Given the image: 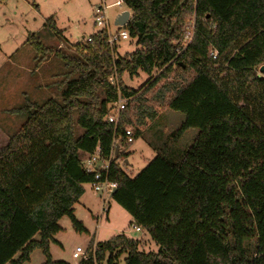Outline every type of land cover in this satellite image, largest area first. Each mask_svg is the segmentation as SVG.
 Here are the masks:
<instances>
[{"label":"trees","instance_id":"1","mask_svg":"<svg viewBox=\"0 0 264 264\" xmlns=\"http://www.w3.org/2000/svg\"><path fill=\"white\" fill-rule=\"evenodd\" d=\"M121 1L132 17L119 30L137 50L117 57V45L112 51L106 32H97L74 53H55L67 77L75 76L61 101L14 110L27 120L0 149V264H25L35 250L44 264H67L53 261L50 244L65 217L87 232L75 206L94 174L81 154L109 159L115 140L111 200L159 252L140 251V240L122 234L89 246L78 264H116L123 255L125 264H264V0ZM46 26L61 36L53 17ZM28 43L39 65L54 54L37 34ZM115 72L130 99L117 127L107 118L118 99L109 82ZM157 72L140 90L123 82L126 74ZM161 108L185 115L180 135L199 134L187 151L171 158L162 152L131 178L120 162L125 130L136 126L140 137Z\"/></svg>","mask_w":264,"mask_h":264},{"label":"rangeland","instance_id":"2","mask_svg":"<svg viewBox=\"0 0 264 264\" xmlns=\"http://www.w3.org/2000/svg\"><path fill=\"white\" fill-rule=\"evenodd\" d=\"M116 0H108V4ZM101 0H0V149L9 138L17 133L27 120V116L14 113L28 103L44 104L50 99L61 101V93L66 81L75 76H68L61 59L56 52L74 53L73 46L88 41L91 35L99 32L95 26L94 8ZM129 11L124 5L121 8L108 10V19L113 34L121 32L116 27L117 19ZM131 13V11H129ZM53 17L61 36L57 37L46 26ZM132 17V14H131ZM130 17V19H131ZM37 34L47 48H52L50 55L41 65L36 59L34 46L28 43V37ZM137 50L134 40L120 41L117 44V57H124ZM41 68L38 72L36 70ZM150 77L140 73L137 78L123 77L127 87L142 89L150 81ZM154 120L146 122L142 135L137 137L133 145L123 149L125 156L122 162L128 161L126 173L129 177L137 176L155 157L162 152L168 157L177 156L187 151L195 142L199 131L189 129L179 134L185 115L166 108L157 111ZM137 131L136 126L128 127ZM82 130L77 129L80 136ZM102 201H97L101 208ZM112 207L109 218L101 221L97 235L87 232L79 233L72 222L65 217L66 233H61L63 247L57 243L50 244L53 261L67 264L79 263L74 254L86 252L89 246L104 243L115 236L125 234L128 238L140 240V251L158 253L159 247L144 233H137L130 227L131 216L111 198L106 200L105 207ZM98 208V210H99ZM105 216V215H104ZM90 222V221H89ZM92 223V222H90ZM36 240H39L37 237ZM19 257L16 256L15 259ZM127 255L121 256L116 264H125ZM45 258L40 250H35L30 261L25 264H44ZM107 264V263H105Z\"/></svg>","mask_w":264,"mask_h":264},{"label":"built area","instance_id":"3","mask_svg":"<svg viewBox=\"0 0 264 264\" xmlns=\"http://www.w3.org/2000/svg\"><path fill=\"white\" fill-rule=\"evenodd\" d=\"M122 6H123V3L121 0H116L112 4H108V0H101L100 4L97 5L93 10V14L95 18V26L98 28L99 32L100 31L106 32L107 38H108V44L111 47L112 51L114 50V47L120 41L129 40V35L127 31H121L116 34H113L111 31L110 24H109L108 10L111 8H116V7L121 8ZM118 28L120 29V27ZM194 32H195V24L193 22L192 24H190V27L188 28L184 36V39H183V42L186 47L192 42ZM87 42H91V37L88 39ZM210 55L214 60L217 59L216 52H211ZM261 68L258 70L259 78L264 77L261 72ZM158 74H160V72L154 73V75L151 76L150 79L153 80L157 78ZM109 82L116 89L118 93V99L116 102H114L112 105L109 106V114L107 118L111 124H114L117 127L120 121L121 114L126 109V105L130 99L123 98L122 96V91L120 88L117 72H115L109 78ZM125 136H126V141L128 144L134 143L135 141V131L134 130L127 128L125 130ZM117 146L118 144L116 143V140H115L113 143V148H112L111 156L109 159H103L97 155H93V156H88L87 159L84 161V167L86 171L94 174V180L89 186L91 187L92 191L95 194L100 195V198L102 199L104 203V206L106 204V200L108 198L110 199L112 193L118 189V184L109 179V172L111 168L113 152L116 151ZM105 211H106V208L104 207L103 212ZM133 229L137 233L141 232V230L137 227H133ZM74 258L81 259V260L87 259V251L82 254L75 253Z\"/></svg>","mask_w":264,"mask_h":264},{"label":"crops","instance_id":"4","mask_svg":"<svg viewBox=\"0 0 264 264\" xmlns=\"http://www.w3.org/2000/svg\"><path fill=\"white\" fill-rule=\"evenodd\" d=\"M40 69L41 68L38 67L36 72H38ZM134 78H137V77H134ZM128 88H130V87H128ZM130 89H133V88H130ZM135 90H138V89H135ZM133 144L134 143L129 144V145H133ZM81 157L84 160H86L88 156L81 154ZM125 163L128 164V161H125ZM84 188H85V193H84L83 197L81 198V200L79 201V203L75 206V216L80 222H82L83 226L87 230V233L90 234V236L92 235L91 231L94 230V223H95L96 225H95L94 235H97L101 221L105 217H106L105 220L109 218V215L112 212V207L109 206L108 208H106L104 206L102 199L100 198V195L95 194L89 185H86ZM99 199L102 201L101 208L98 207L99 205L97 206V201ZM104 207L106 208L105 212H103ZM98 208H99V210H98ZM63 221H64V218L60 221V226L62 228V231L54 237L57 244L61 245L62 247H63V243H62L63 238H62V236H60V234L67 232L66 231L67 229L65 228V226H67V224H65V222H63ZM89 221L92 223H90ZM139 233H141V232H139ZM74 264H78V263L76 262Z\"/></svg>","mask_w":264,"mask_h":264},{"label":"water","instance_id":"5","mask_svg":"<svg viewBox=\"0 0 264 264\" xmlns=\"http://www.w3.org/2000/svg\"><path fill=\"white\" fill-rule=\"evenodd\" d=\"M130 17H131V13H130L129 11L123 13V14L118 18V20L116 21V24H115V25H116L117 27H120V28H122V27H126L127 24H128V22H129V20H130ZM261 72L264 73V67L261 68ZM118 150H119V147L117 146V148H116V152H118ZM116 192H117V190H115V191L112 193L111 198L114 197V195L116 194Z\"/></svg>","mask_w":264,"mask_h":264}]
</instances>
